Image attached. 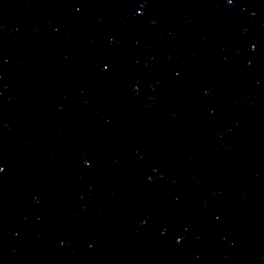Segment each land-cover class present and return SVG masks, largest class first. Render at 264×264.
Masks as SVG:
<instances>
[{
	"label": "snow or ice",
	"instance_id": "snow-or-ice-1",
	"mask_svg": "<svg viewBox=\"0 0 264 264\" xmlns=\"http://www.w3.org/2000/svg\"><path fill=\"white\" fill-rule=\"evenodd\" d=\"M232 2V0H229V3H231ZM141 7H143V5H141ZM4 171V169L2 168V167H0V172H3ZM177 243H179V241H177Z\"/></svg>",
	"mask_w": 264,
	"mask_h": 264
}]
</instances>
